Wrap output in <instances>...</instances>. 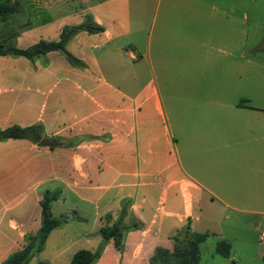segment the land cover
I'll list each match as a JSON object with an SVG mask.
<instances>
[{"label": "crops", "instance_id": "1", "mask_svg": "<svg viewBox=\"0 0 264 264\" xmlns=\"http://www.w3.org/2000/svg\"><path fill=\"white\" fill-rule=\"evenodd\" d=\"M237 2L1 0L18 49L57 41L86 14L101 31L66 42L81 67L57 51L0 56V129L39 124L63 143L0 141V264L39 229V201L55 189L52 214L82 220L52 229L27 264H68L114 223L121 245L108 239L95 264H151L185 227L218 234L231 254L220 214L236 231L264 226V95L228 47Z\"/></svg>", "mask_w": 264, "mask_h": 264}, {"label": "trees", "instance_id": "2", "mask_svg": "<svg viewBox=\"0 0 264 264\" xmlns=\"http://www.w3.org/2000/svg\"><path fill=\"white\" fill-rule=\"evenodd\" d=\"M14 7L6 3L0 4V18L4 19L6 15L12 13ZM79 30H85L89 33L101 31V28L93 24H89L88 20L74 27L64 28L59 36L58 41L47 42L38 41L26 49H18L15 47L3 48L0 46V56H21L26 59H33L51 51H58L64 54L66 60L75 66H83V64L72 57L65 51V44L69 37ZM6 139H27L39 144H45L49 147L53 146L51 141L47 142L42 138L41 128L37 125H31L25 128L18 126H9L0 130V141ZM57 197L56 193L45 192L40 201L41 224L37 232L26 237L24 246L12 253L1 264H27L32 256L39 253L49 232L56 228L61 220L52 216L50 204ZM99 235L102 239H111L116 248L121 245V227L119 223L102 226L99 229ZM211 234L191 232L188 227L183 228L175 236H173V248L167 250L163 248L155 249L150 258L151 264H197L199 262V245L203 243ZM214 253L227 258L230 254V244L222 239H218ZM98 257V251L90 252L87 250H79L72 256L68 264H91ZM36 264H48L46 262H37ZM233 264V262L229 263Z\"/></svg>", "mask_w": 264, "mask_h": 264}, {"label": "rangeland", "instance_id": "3", "mask_svg": "<svg viewBox=\"0 0 264 264\" xmlns=\"http://www.w3.org/2000/svg\"><path fill=\"white\" fill-rule=\"evenodd\" d=\"M233 8L234 10H237V14H238L237 31L232 32L229 29L228 37H227L228 47L229 48L230 46L232 47V52L236 56L235 59L238 62L243 63L245 68L254 69L253 75H250V76L260 81L259 82L260 96H263L264 95V0H238L237 5H234ZM87 20L89 24H92L91 22L92 19H91L90 14H86L84 16L83 22ZM64 28H67V27H64ZM81 31H85V30H79L75 32L69 37L67 41H69L75 34ZM13 42H15L14 38H11V37L9 38L8 31H5L0 25V46L3 48L10 47V46L15 47ZM50 42H55V41H50ZM228 50L230 52V49ZM59 53L65 58L63 53L61 52ZM45 55H41L39 57H35L30 60L24 57H21V56H8V57H11V58L21 57L30 62L40 59L39 61L43 62ZM230 59L231 58L229 56L228 60ZM65 61H66V58H65ZM257 65H259L258 68H256ZM54 94H55V90L52 89L51 93L48 94L47 97L45 98L46 105H43L44 110H45L44 115H46L45 113L48 111L50 97H52ZM37 126L41 128L42 138L47 142L51 141L53 143L52 147H49L45 144L38 143L39 145L43 147H47L49 149L60 148L61 146H63L61 138L58 135L48 136L44 133L43 127L41 125L38 124ZM50 192L57 194L56 199L52 201L50 204V211H51V206L56 200L59 199L60 192L59 190H56V189ZM40 201H39V207H40ZM52 216L56 219L61 220L60 224L56 228L65 224V222H67L68 219H75L79 221L82 220L80 216L76 214V212L74 211H71L67 214H63L60 216H54L52 214ZM39 218H40V224H41V212H40ZM217 222H219L220 224L219 230H221L223 235L227 236L230 239L233 238L230 256L232 257V261L234 262V264H264V241L263 242L259 241V233L264 232V226L262 225L252 226L251 225L250 229L253 232L251 230L250 231L249 230L248 231H245V230L236 231L230 227L231 220L230 219L227 221L224 220V217L221 214L218 215ZM206 230H210V229H206ZM208 234H211V233H208ZM216 235L217 236H209L201 245H199V262L197 264H229L230 263L228 259L223 258L214 253L215 244L218 239V234ZM25 240H26V237L24 239V243H25ZM106 241L107 240H104L101 238L100 243L98 244L96 249L92 251V252L98 251V257L91 264H95L100 258L104 250ZM42 262H46L50 264L47 261H42Z\"/></svg>", "mask_w": 264, "mask_h": 264}, {"label": "built area", "instance_id": "4", "mask_svg": "<svg viewBox=\"0 0 264 264\" xmlns=\"http://www.w3.org/2000/svg\"><path fill=\"white\" fill-rule=\"evenodd\" d=\"M259 241H261V242L264 241V232L259 233Z\"/></svg>", "mask_w": 264, "mask_h": 264}]
</instances>
